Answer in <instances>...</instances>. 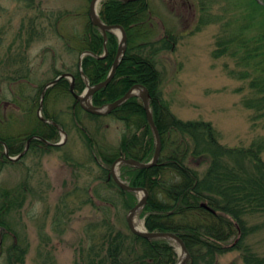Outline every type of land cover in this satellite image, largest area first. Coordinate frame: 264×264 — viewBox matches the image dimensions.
Segmentation results:
<instances>
[{"label":"trees","instance_id":"trees-1","mask_svg":"<svg viewBox=\"0 0 264 264\" xmlns=\"http://www.w3.org/2000/svg\"><path fill=\"white\" fill-rule=\"evenodd\" d=\"M86 1L90 3L91 0ZM222 1L226 9L220 17L229 16L224 23L226 31L217 42L213 57L236 62L233 69L226 65L228 74L248 82L249 92L242 99L243 106L252 113L251 127L258 124L264 127V0ZM209 11L210 7L203 4L201 14L212 16ZM71 13L65 12L58 18L51 15L52 19L55 16V20L50 21L51 27L70 18ZM151 13L148 0H104L100 8L101 20L106 25H120L125 29L128 45L110 84L93 96V105L102 107L113 103L135 85L147 88L162 145L156 166L139 169L122 165L120 176L130 186L144 188L149 193L147 204L139 214L147 231L171 232L179 236L190 252L193 264H218L219 257L232 252L240 253L243 264H264V255L248 243L249 235L264 227V138H256L248 147L224 146L211 122L183 121L170 111L162 98L161 74L154 56L163 50H172L177 37L165 32L157 41H147L154 33L149 27ZM85 15L81 32L69 34L65 41L69 51L90 52L97 56L83 59V74L78 64L71 71L75 91L79 94L86 88L83 75L92 86L107 79L119 43L116 35L108 33L105 45L100 29L91 24L87 11ZM208 16L199 18L198 31L202 25L211 22L212 18ZM218 19V15L213 16L214 21ZM25 33L27 44L42 38V33L31 26ZM14 45L0 56V141L7 145L11 156H16L24 151L29 138L40 137L41 140H32L23 159L30 154L62 151L66 145L52 147L44 142L60 141L58 129L41 121L36 114L45 83L31 85L32 70L26 56L28 47L21 46L13 52ZM148 46L151 48L146 53L144 48ZM105 51L107 56L99 58ZM61 73L55 72L54 78ZM70 86V82L63 79L46 92L43 116L55 121L63 130H68L67 124H72L88 151L89 175L98 169L93 181L65 197L75 203V197L80 196L82 206L90 207L96 213L84 227L75 264H177L178 255L170 241L148 240L127 229L121 214L124 212L125 215L135 207L138 197L122 190L111 178V167L120 157L143 163L153 159L155 137L142 102L131 98L109 116H96L80 107L70 93ZM31 89L35 92L33 96L28 95L32 94ZM8 95H11L10 99ZM67 99L70 100L71 121L68 122L71 123L66 122L64 113L54 106ZM108 121L123 126L118 148L113 151L109 147L102 148L99 142L102 128ZM22 160L17 163L7 160L0 144V174L8 166L21 165ZM85 165L77 162L79 168ZM31 193L27 178L13 189L0 185L3 237L0 260L4 259L7 264L25 263L28 245L14 227L11 216L19 213ZM60 221L58 215L54 224L58 225Z\"/></svg>","mask_w":264,"mask_h":264},{"label":"rangeland","instance_id":"rangeland-1","mask_svg":"<svg viewBox=\"0 0 264 264\" xmlns=\"http://www.w3.org/2000/svg\"><path fill=\"white\" fill-rule=\"evenodd\" d=\"M148 1L152 11L149 27L154 33L147 41L155 42L165 32L177 37L172 50H163L154 56L161 74L162 98L170 111L183 121L211 122L224 146L248 147L256 138H264V127L261 124L251 127L252 113L242 103L249 92L248 82L228 74L226 65L233 69L236 62L213 57L216 44L226 31L224 23L229 15L220 17L225 12V3L222 0ZM203 4L210 7L209 14L212 15L203 14L204 18L206 15L212 20L198 31ZM88 5L86 0H0V56L14 43L13 52L21 46L28 47L26 56L32 70L29 76L32 86L50 82L57 71L71 73L79 63L80 53L69 51L65 41L69 34L81 32ZM70 11L75 15L71 13L70 18L51 27L50 21L55 20V16L58 18ZM51 15H55L53 19ZM215 15L219 16L217 21L213 20ZM30 26L40 31L42 38L27 44L25 31ZM150 48L148 46L144 51L148 53ZM31 92L29 96L35 93L32 89ZM7 97L10 99L11 95ZM68 102L69 99L54 105L64 113L66 122L71 121ZM67 129L70 135L62 151L30 154L21 165L8 166L0 174V185L5 188L13 189L25 178L31 183L32 193L27 196L23 208L11 216L14 227L28 245L24 264H75L84 227L96 217L90 207L82 206L80 196L75 197V203L65 199L76 188L93 181L98 171L95 168L89 175L88 151L72 124H67ZM122 130L119 122L105 123L102 138L99 140L98 137L101 147L116 150ZM262 158L264 161V153ZM77 162L88 167L79 168ZM58 215L61 221L57 225L54 221ZM126 215L123 212L121 218ZM136 220L138 225L143 224V219L138 216ZM248 243L264 255V227L253 231ZM173 245L180 262V247ZM0 264L7 263L1 259ZM218 264H243V261L240 253L232 252L219 257Z\"/></svg>","mask_w":264,"mask_h":264},{"label":"water","instance_id":"water-1","mask_svg":"<svg viewBox=\"0 0 264 264\" xmlns=\"http://www.w3.org/2000/svg\"><path fill=\"white\" fill-rule=\"evenodd\" d=\"M121 1L133 2V1H137V0H121ZM100 2H101V0H92V2H91L89 17H90L92 24L101 29V31L104 35V38H106L108 31L113 32V33L117 31V32H120V34H121L118 55H117V58L113 64V69H112L110 76L103 83H100L94 87L89 86L87 91L81 96L76 95L74 93V78L70 74L62 75L57 80L50 83L45 88V90L48 87L56 84L60 79L67 78V79L71 80V82H72L71 92L73 93L76 100L80 102L81 106L87 112H90V113L95 114V115H108L113 110H115L116 108L121 106L128 99L133 98V97H139L142 100L143 106H144V109H145V112L147 115V119L149 121V124H150V126L154 132L155 138H156V151H155L154 158H153L152 162L149 164H143V163L136 161V160L119 159L118 161L115 162V164L112 167V175H113V178H114L115 182L117 183V185H119V187H121L123 190L129 191V192H134V193L143 192V194H144L143 197L141 198L140 202L138 203V205L135 206L127 216V223H128V226H129L131 232L135 235L141 236V237L146 238V239H159V238H161V239H168V240H171V241L177 243L181 248V253H182V258H183L180 264H186L188 262V260L190 259V254L187 251V248H186V246H185V244L181 238H179L178 236H176L175 234H172V233H148L147 231L137 229V227L135 226V216H136L137 212H139L146 205L147 198H148V192L146 190H143V189L132 188V187L126 185L125 183H123L121 181V179L117 176V174L115 172V170L118 169V166L120 164H127V165H130L133 167L146 169V168H150V167L157 165V163L159 161L160 154H161V139H160L159 131L157 130V128L155 126L153 116L151 113L150 103H149L150 102V95H149L148 90L146 88L139 86V85H136L123 98H121L120 100H118L112 104H109L106 107H95V106H93L92 101H91L92 96L97 91L106 87L111 82V80L115 74V71L118 67V64H119L122 56L124 55V53L126 51V45H127V35H126L124 28H122L121 26H118V25L107 26L101 21L99 14L97 12V7H98ZM45 90H44V93H45ZM44 93L42 94L41 104H40L39 113H38V115L41 119H43L41 112H42L43 101H44ZM51 123L54 124L53 122H51ZM64 135L66 136V134H64ZM30 141L31 140L28 141L27 148H26L25 152L22 155H20L19 157L11 158L8 154V150H6V156L12 161L19 160L20 157L23 156L27 152V150L29 148ZM58 145H61V144H58ZM1 243H2V231L0 229V245H1Z\"/></svg>","mask_w":264,"mask_h":264},{"label":"bare ground","instance_id":"bare-ground-1","mask_svg":"<svg viewBox=\"0 0 264 264\" xmlns=\"http://www.w3.org/2000/svg\"><path fill=\"white\" fill-rule=\"evenodd\" d=\"M141 189H143V190H146V189H144V188H141ZM147 191V190H146ZM148 192V191H147ZM143 192H139V194L141 195ZM149 194V193H148ZM135 225H136V227H138V229L140 230V229H142L143 228V225L141 224V225H138V222H137V220L135 221ZM0 229L2 230V228L0 227Z\"/></svg>","mask_w":264,"mask_h":264}]
</instances>
